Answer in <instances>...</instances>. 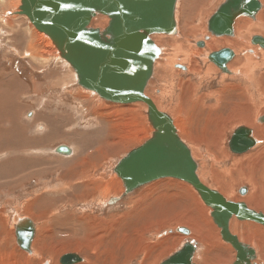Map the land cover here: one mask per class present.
<instances>
[{
  "label": "rangeland",
  "instance_id": "obj_1",
  "mask_svg": "<svg viewBox=\"0 0 264 264\" xmlns=\"http://www.w3.org/2000/svg\"><path fill=\"white\" fill-rule=\"evenodd\" d=\"M186 1L177 0V33L172 37H180L183 33L184 20L180 17H183L186 12L184 9L189 5ZM226 1L228 0H196L193 20L195 19V25L197 22V31L189 41L195 48L203 50L202 54L200 52L195 56L198 61H192L196 65L199 62V68H202L200 75L184 70L177 73L179 67L176 65H183V53L177 48L181 54L176 53L173 64L168 65L169 58L175 55V48L168 42V37L160 40V34L151 36L160 48L161 56L156 61L154 74L145 94L160 112L167 113L176 123H179L177 119H180V113L187 121L191 117L190 124L194 127L191 136H199L197 139L204 142L197 148L184 135L179 137L193 152L192 158L198 165L197 177L205 186L226 197L228 202L247 203L250 207L253 187L245 177H256L260 187L258 201L260 200L264 209V152L260 157L249 159L264 150V142L253 138L255 146L243 154H235L229 147L235 131L242 127L248 128L242 122L243 119L264 117V80L263 93L258 95V85L254 84L256 91L252 92V86L250 88L251 97L254 99L250 100L251 104L247 103L241 96L243 90L233 92L227 86H240L237 84L244 82L245 76H239L241 70L234 67L240 68L247 63L246 51L241 50L240 54L237 52L230 61V74L233 69L238 75L232 78L226 77V72L208 58L216 50L231 47L221 46L215 50L197 45L208 36L201 32L202 29L206 27L211 34L210 22ZM21 5L22 0H6L0 3V78H9L17 72L26 79L34 76L40 78L42 73H49L59 80L60 85L55 87L56 90L51 86L44 88L43 100L52 114L56 115L60 110V118L65 119V115H69L75 120L74 128L61 126L60 132L61 143L70 144L74 148V154L67 163L59 158L55 160L51 155L52 149L34 152L29 148L30 135L25 136L22 141L24 148L29 145L26 153L16 151V148L0 149V264H61L60 258L68 253L79 254L83 258L79 264H162L186 244L195 245L193 262L196 264H234L236 250L223 240L221 229L212 216L213 209L204 203L191 184L174 178H162L131 194H126L125 185L124 191L119 187L117 179L122 182L123 180L116 173L118 164L129 153L143 146L155 133L148 118L147 104H114L105 101L97 93L83 89L78 84L74 69L60 57L55 44V48H48L46 39L49 36L40 32L26 16L18 13ZM199 8L200 14L197 13ZM252 19L258 21L253 17ZM108 24V17L98 15L92 21L91 27L103 30ZM246 27V24L241 25V28ZM38 33L44 37H39ZM254 36L256 34H252L251 39ZM251 46L255 48L254 61H264V48H256L257 45L253 44ZM247 54H251V51ZM210 64L217 67L219 72L211 70ZM32 65L37 69L33 70ZM263 70L264 64L259 69L254 68V73L258 76ZM72 71L76 76H73ZM67 73L73 76L75 82L71 78L66 79L67 75L63 74ZM12 82L15 87H21V83L15 78H12ZM69 83L70 86H66ZM188 83L201 86L197 90L196 99L186 96ZM224 87H228L229 91L220 93ZM208 92H216L215 99L212 98L211 101L207 97ZM220 98H224V107L213 112L210 107H218ZM2 105L0 103V111L3 110ZM225 105H229L230 110ZM241 112L244 113L240 115ZM2 115L4 118L0 120V136L10 138L13 135L10 129L13 127V131L21 137L18 133L20 129L17 128L19 124L28 123L30 117L23 114L21 123L16 125L13 122L17 120L10 116L5 117L3 111ZM33 132L42 133L37 127ZM251 133L249 137L252 139ZM17 143L15 140L10 146L18 147ZM17 156L21 159L14 161ZM25 159L40 160L42 165L32 164L28 168L37 169L41 174L37 172L38 176L34 175V180L23 182L12 191L7 180L14 178L20 168L19 162H24ZM8 161H11L10 164L5 165ZM48 164L51 165L47 167ZM47 168L55 171V174H47ZM30 174L27 173V178ZM241 174L244 178H240ZM59 184L63 185L60 192L53 188ZM242 188H248L246 195L240 194ZM254 207L253 205L250 208ZM254 210L262 212L256 207ZM24 218L32 219L37 226L33 254L25 252L17 244L15 228ZM182 218L193 228V235L176 231L178 227L190 230V225L182 226L179 223ZM258 224L242 221L234 216L230 222V231L241 239L243 245L248 244L257 251L254 264H264V239L262 231L258 229L261 224ZM249 225L251 232L254 230L256 235L254 232L250 233ZM235 230L239 235H246L247 241L242 236L239 237ZM250 234L254 237L250 238ZM228 245L231 246L230 250Z\"/></svg>",
  "mask_w": 264,
  "mask_h": 264
},
{
  "label": "water",
  "instance_id": "obj_2",
  "mask_svg": "<svg viewBox=\"0 0 264 264\" xmlns=\"http://www.w3.org/2000/svg\"><path fill=\"white\" fill-rule=\"evenodd\" d=\"M244 0H228L220 7L210 22V31L215 36L231 34L233 19ZM247 11L255 13L258 3L247 0ZM177 0H22L19 14L26 16L40 31L48 35L65 60L75 71L78 84L88 91L97 93L107 102L129 105L144 102L148 105V118L155 129L153 138L140 149L129 153L120 161L116 173L124 182L126 194H131L148 183L175 178L185 181L198 191L203 201L213 208V218L222 229L225 242L237 251L234 264H254L257 251L243 245L229 231L233 215L239 220L253 221L264 226V215L250 210L247 204L227 202L226 199L204 186L197 175L198 165L191 152L179 138L173 118L160 112L146 96V88L154 74L156 61L161 56L160 48L151 39L156 34L175 35V4ZM108 17L109 24L103 30L92 28L98 16ZM208 36L206 37V39ZM258 37L253 44L264 48ZM205 47V43H197ZM234 52L224 48L210 54L209 58L224 72L233 59ZM264 118L262 119V121ZM245 129L233 135L230 148L235 154L246 153L251 143L243 139ZM63 156L73 154L66 144L56 148ZM248 188L240 190L246 195ZM36 224L24 218L16 225L15 233L19 247L33 254ZM179 233L189 235V229L181 227ZM196 247L186 244L178 253L162 264H195ZM83 258L68 253L60 258L61 264H79ZM49 262L45 263L48 264Z\"/></svg>",
  "mask_w": 264,
  "mask_h": 264
},
{
  "label": "bare ground",
  "instance_id": "obj_3",
  "mask_svg": "<svg viewBox=\"0 0 264 264\" xmlns=\"http://www.w3.org/2000/svg\"><path fill=\"white\" fill-rule=\"evenodd\" d=\"M6 0H0V3H4ZM188 2H189V5L188 6H186V8L187 9H184V10H186V12L185 11H183V12H185V14L183 15V14H181V15H183V17H180V18H182V20H184V27H183V33L182 34H180V37H172V35H170V36H164V34H160V40L161 39H163V38H165V37H168V42H170L171 43V45L175 48V55L173 56V57H171V58H169V63H168V65H171V64H173V62H174V60H173V58L175 59V57H176V53H180L181 54V52L183 53V55H184V60L182 61V63H183V67L186 69V71H187V73L188 72H190V74L191 73H194V74H198V75H200L201 73H202V71H200V69H202V68H199L200 67V64H198L199 62H197V65H196V62H195V64H193L192 63V61H198V59H196L195 58V56L197 55V53L198 54H200V52H201V54H202V51L199 49V48H195L194 46H192L191 44H190V41L189 40H191V38H193L192 36H194V33L197 31V22H196V25H195V19L193 20V18H194V14H195V12H196V0H187ZM186 1V2H187ZM255 1H257V3H258V7L255 9V10H258V9H260L261 7H260V5L259 4H263V8L261 9V10H259L258 12H257V14L256 13H254V14H252V15H248L247 14V12H246V10H245V7H246V4H248V1L247 0H244L243 2H242V7L240 8V9H238L237 11H235V12H233V14H235V16H234V19H233V26H232V28H231V34H229V35H227V36H215V35H213L212 33L210 34L208 31H207V28L205 27V29L203 30H201V32L205 35L206 34V36L208 35L209 37L206 39V38H204L203 40V42H205V46H207L209 49H219L221 46H229V47H231V48H229V49H231V50H233V52H234V55L238 52L239 53V51H241V50H243L244 52L246 51L247 53L249 52V51H251V54H247L246 52H245V56H246V60H247V63L246 64H242L241 66L242 67H240V68H237V67H234V68H236V70H241V72H240V74H238L239 76L241 75L242 77H243V75L245 76V79L243 80L244 82H242L241 84H237V85H240V86H233V85H227V86H229L230 88V90H243V91H241V93H242V97H243V100H245L247 103H249L250 102V100H252V99H254L253 97H251V95L252 94H250V88H251V86H252V92L255 90V88L253 87V85L254 84H257L258 86V89H259V91H258V95H260L261 93H263V88H262V81L264 80V73H263V71L262 72H260V74L258 75V76H256V74L254 73V68H257V69H259L260 68V66L262 65V64H264V61H262L261 63L259 62H255L254 60H255V58H254V53H255V50H253V49H255L254 47H252L251 45L253 44V39L255 38V37H258V39L262 42V41H264V0H255ZM182 2V1H181ZM227 2V1H226ZM177 3V2H176ZM225 3V2H224ZM206 4V3H205ZM184 5V4H183ZM186 5V4H185ZM175 6H176V4H175ZM177 7V6H176ZM181 8V7H180ZM177 10V9H176ZM175 10V11H176ZM200 10H201V8H199V11H197V13L198 14H200ZM182 11V10H181ZM249 12V11H248ZM179 13H180V11H179ZM249 13H252L251 11L249 12ZM201 17V16H200ZM252 17L254 18V19H258V21L257 22H255L253 19H252ZM176 18H178L177 17V11L175 12V19ZM203 18H205V17H203ZM200 19V18H199ZM198 20V19H197ZM204 20V19H203ZM206 20V19H205ZM199 22H200V20H198ZM199 22H198V25H199ZM200 24H202V23H200ZM242 24H246L247 25V27L246 28H241V25ZM182 25V24H181ZM31 28H33L32 26H31ZM201 29V28H200ZM200 29H198V30H200ZM43 33V32H42ZM252 34H256V36H254L253 37V39H251V37H252ZM39 37H41V38H43L44 37V35H42V34H40L39 35V33L37 34ZM162 35V36H161ZM198 37V36H197ZM47 41H48V48H50L51 49V47H54V43H53V40L49 37L48 39H46ZM193 40V39H192ZM199 43V42H198ZM264 43V42H263ZM194 45V44H193ZM253 45H257V44H253ZM259 45V44H258ZM55 48V47H54ZM179 49L181 52H179V51H177L176 49ZM206 48V47H205ZM207 48V49H208ZM247 49H248V51H247ZM218 51H220V50H218ZM217 50L215 51V52H218ZM237 53V54H238ZM242 53V52H241ZM204 54V53H203ZM210 54V53H209ZM240 54V53H239ZM34 55V57H36V55L35 54H33ZM207 55V54H206ZM178 56H179V54H178ZM210 56V55H209ZM249 56V57H248ZM209 58V57H208ZM233 59H234V57H233ZM232 59V60H233ZM209 60H210V58H209ZM177 61V60H176ZM200 61V60H199ZM240 61V60H239ZM243 61V60H242ZM163 63V62H162ZM211 63V62H210ZM160 64V63H159ZM161 65V64H160ZM178 65V64H177ZM193 65L194 66H196V67H193ZM211 66H210V69L211 70H213V71H215V73L216 72H219V70H218V68L217 67H215L213 64H210ZM228 66H227V70H228V72H226V77H227V74H230V70H229V66L231 65V62H229L228 64H227ZM33 66V65H32ZM235 66V65H234ZM34 67V66H33ZM172 68V67H171ZM208 68V67H207ZM206 68V69H207ZM36 68L34 67V70H35ZM205 69V68H204ZM204 69H203V71H204ZM221 69V68H220ZM230 69H231V67H230ZM222 70V69H221ZM232 71H233V73H231L232 74V78H234L235 76H238V75H236L235 74V71L233 70V69H231ZM180 71H182V70H179V69H177V73H180ZM39 72V71H38ZM73 72V71H72ZM159 72V71H158ZM184 72V71H183ZM185 73V72H184ZM75 75V73L73 72V76ZM72 76V77H73ZM76 76V75H75ZM199 77V76H198ZM236 80V79H235ZM234 80V81H235ZM190 81V80H189ZM203 82V81H202ZM191 83V82H190ZM65 84V83H64ZM185 85V84H184ZM242 85V86H241ZM243 85H244V87L245 88H243ZM187 87H189V89H188V92L186 93V96H190L191 98H193L194 99V97L198 94V92H197V90H198V88H201V86H197V85H195V83L194 84H189L188 83V85H187ZM84 89V88H83ZM82 89V90H83ZM227 90H228V87H224V88H222V90H221V92L220 93H224V92H227ZM229 91V90H228ZM232 91H230V92H232ZM256 91V90H255ZM81 92V91H80ZM234 92V91H233ZM165 93V92H164ZM255 93V92H254ZM225 94V93H224ZM230 94V93H229ZM91 96V95H90ZM215 96H216V92H208L207 93V97L208 98H210V100L212 101V98H214L215 99ZM224 96V95H223ZM226 96V95H225ZM236 96H238V94H236ZM255 96V95H254ZM5 97V96H4ZM200 97V96H199ZM203 97V96H202ZM239 97V96H238ZM260 97V96H259ZM258 97V98H259ZM187 98V97H186ZM217 98V97H216ZM230 98V97H229ZM240 98V97H239ZM195 99H196V97H195ZM223 99L224 98H220L219 100V106L218 107H210L212 110H213V112H214V110H219V108L221 109L222 107H224V105H222L223 104ZM262 99V98H261ZM201 100V99H200ZM103 101V100H102ZM193 101V100H192ZM197 101V100H196ZM253 101V100H252ZM153 102V101H152ZM203 102H204V100H203ZM218 102V101H217ZM144 103V102H143ZM196 104H197V102H195ZM198 103H199V101H198ZM3 104V103H2ZM147 104V103H146ZM194 104V103H193ZM200 104V103H199ZM201 104H202V102H201ZM217 104V103H216ZM249 104H251V102L249 103ZM206 105H208V104H206ZM237 105V104H236ZM235 105V106H236ZM148 106V105H147ZM198 106V105H197ZM226 106V105H225ZM230 106L229 105H227L226 106V108L227 109H229L230 110V108H229ZM233 107V106H232ZM239 106L237 105L236 106V108H238ZM254 107V106H253ZM194 108H196V106H194ZM235 108V109H236ZM242 109V108H241ZM251 109V108H250ZM159 110V109H158ZM232 110V112H233V108L231 109ZM255 110H256V108H255ZM254 110V111H255ZM181 111V110H180ZM180 111H178V112H180ZM210 111V110H209ZM222 112V111H221ZM257 112V111H256ZM220 113V112H219ZM239 113V112H238ZM242 113H244V112H241V114L240 115H242ZM206 114V113H205ZM247 114V113H246ZM243 115H245V114H243ZM257 116V115H256ZM180 119H177L178 121H179V123H176V121L175 120H173V124H174V127L176 128V130H177V134H178V136H180V137H182L183 135L185 136V137H187V139L190 141V142H192V143H194V144H196L195 146L197 147V148H200L201 146H200V143L201 142H204L203 140L200 142L197 138H194V137H192L191 135L194 133V127L190 124L191 123V117H190V119L187 121V119L186 118H184L183 117V115L180 113L179 114V116H178ZM233 117V116H232ZM240 117V116H239ZM264 118V117H263ZM263 118H260V117H255L254 119H249V120H246V119H243L242 120V122L243 123H246V126H248V128H243L242 127V129H245V131H246V133H245V135L243 136V139L244 140H246V141H248L249 143H251V145H252V147L253 146H255V141H254V139L256 140V141H258V142H264V120L262 121V119ZM16 122V121H15ZM242 123V124H243ZM240 129V128H239ZM238 130V129H237ZM237 130L235 131V133L237 132ZM251 130H252V133H251ZM234 133V134H235ZM250 133L252 134L251 136H253L252 137V139L249 137L250 136ZM182 135V136H181ZM18 136V135H17ZM215 136V135H214ZM9 137H10V135H9ZM179 137V138H180ZM233 137V136H232ZM153 138V137H152ZM151 138V139H152ZM254 138V139H253ZM150 139V140H151ZM210 139V138H209ZM232 139V138H231ZM218 140V142H219V139H217ZM149 141V140H148ZM217 142V143H218ZM230 143H231V141H230ZM146 143H144V145H145ZM184 144H185V141H184ZM212 144H213V142H212ZM216 144V143H215ZM143 145V146H144ZM186 145V144H185ZM142 147V146H141ZM141 147H139L138 149H140ZM186 147H188L187 145H186ZM229 147H230V145H229ZM251 147V148H252ZM250 148V149H251ZM189 149V148H188ZM231 149V148H230ZM249 149V150H250ZM137 150V149H136ZM248 150V151H249ZM232 151V150H231ZM247 151V152H248ZM190 152H191V150H190ZM264 152V150L263 151H261L259 154H257L256 156L254 155H252L253 157H251V158H249L250 160L251 159H253V158H257V157H260L261 155H262V153ZM213 153V152H212ZM192 154H193V152H191V158H192ZM196 154V153H195ZM197 154L199 155L200 154V152H199V150H197ZM193 159V158H192ZM259 160H261V159H259ZM194 161V160H193ZM34 171V174L35 173H37V171L35 170V169H31V171ZM33 174L31 173L28 177H31ZM3 177V176H2ZM240 178H244L243 176H242V174L240 175ZM256 178V177H255ZM253 176H246L245 177V179L246 180H249V182L251 183V185H252V187H253V195H252V198H251V203H252V206L254 205L260 212L262 211H264V209H263V205L261 206L260 204H261V202H260V200L258 201V199H259V197H260V187H259V185H258V183H257V181H256V179H255ZM175 179V178H174ZM118 180V184H119V187H121V189L124 191V183L120 180V179H117ZM158 180H160V179H158ZM179 180V179H178ZM198 180H199V178H198ZM154 181H156V180H154ZM154 181H152V182H154ZM200 181V180H199ZM201 182V181H200ZM151 183V182H150ZM202 183V182H201ZM149 184V183H148ZM203 184V183H202ZM204 185V184H203ZM156 186V185H155ZM205 186V185H204ZM2 186H0V188H1ZM66 187H67V185H66ZM194 187V186H193ZM195 188V187H194ZM209 188V187H208ZM217 192V191H216ZM218 193V192H217ZM218 194H220V193H218ZM221 195V194H220ZM230 197V196H229ZM226 198V197H225ZM239 199V198H238ZM237 199V200H238ZM203 200V199H202ZM250 200V199H249ZM227 201V200H226ZM165 202V201H164ZM201 202V201H200ZM228 202V201H227ZM248 202H250V201H248ZM260 202V203H259ZM205 203V202H204ZM233 203H237V202H233ZM240 203H242V202H240ZM251 203H250V205H251ZM34 204V203H33ZM244 204H247V203H244ZM31 206V205H30ZM252 206H250L251 208H252ZM250 207H248L250 210H252V211H254V212H256V213H258V214H263L262 212L261 213H259L257 210H254V208L253 209H251ZM213 209V208H212ZM213 211H214V209H213ZM53 213V212H52ZM164 215V214H163ZM264 215V214H263ZM236 217V215H233L232 217H231V219L233 218V217ZM151 217V216H150ZM185 218V217H184ZM178 219H180V218H178ZM231 219H230V222H231ZM187 220V219H186ZM215 220V219H214ZM242 221H244V220H242ZM216 222V221H215ZM179 223H181V225L182 226H188V225H190V224H188L187 223V221H185L183 218L181 219V220H179ZM217 223V222H216ZM188 224V225H187ZM237 224H238V222H237ZM237 224H235V226L237 225ZM218 225V224H217ZM252 225V224H251ZM193 226V225H192ZM219 226V225H218ZM258 226H259V224H258ZM262 226V225H261ZM258 227V229L259 230H261L262 231V233H263V239H264V231H263V229H264V226H263V228L262 227ZM190 227V234H194L193 233V228H191V225L189 226ZM234 227V226H233ZM240 227V226H239ZM245 227V226H244ZM248 227H250V225L248 226ZM179 228H181V227H178L177 229H176V231L179 229ZM184 228H186V227H184ZM220 228V227H219ZM235 228H237V227H235ZM221 229V228H220ZM237 230V229H236ZM234 231V232H237V231ZM249 230H250V233H252V234H254L255 232H254V230H253V232H251L252 231V229H251V227L249 228ZM229 231H230V223H229ZM256 231V230H255ZM178 232V231H177ZM257 232V231H256ZM196 233V232H195ZM230 233H231V231H230ZM261 233V232H260ZM232 234V233H231ZM258 234H259V231H258ZM257 234V235H258ZM197 235V234H196ZM207 235H208V233H207ZM220 235V234H219ZM221 235H222V229H221ZM233 236H236V235H234V234H232ZM237 235L240 237V236H242L243 238H244V240H245V242L247 241L246 240V238H245V236L246 235H239L238 234V232H237ZM255 235H256V233H255ZM260 235H262V234H260ZM254 236H252L251 234H250V238H253ZM222 238H223V236H222ZM239 240V242L240 243H243L242 241H241V239L239 238L238 239ZM231 245V244H230ZM230 245H228L227 246V248H229V247H231ZM233 247V246H232ZM234 248V247H233ZM235 249V248H234ZM50 250V249H49ZM52 250V249H51ZM229 250H230V248H229ZM50 252V251H49ZM53 252V251H52ZM237 252V251H236ZM52 254V253H51ZM236 258H237V256H236Z\"/></svg>",
  "mask_w": 264,
  "mask_h": 264
},
{
  "label": "crops",
  "instance_id": "obj_4",
  "mask_svg": "<svg viewBox=\"0 0 264 264\" xmlns=\"http://www.w3.org/2000/svg\"><path fill=\"white\" fill-rule=\"evenodd\" d=\"M259 5L261 8L255 12L256 14L259 10L263 8V4H259ZM247 6L248 4H246L245 10L247 9ZM246 12L249 13L247 10ZM249 14H253V13H249ZM176 66L178 67V65ZM13 75L14 76L11 75L9 78H4V77L0 78V92H1L0 103H3L2 105L3 110L0 111L1 113L0 120L4 118V115H2V111L5 114V117L10 116L11 119L17 120L16 122H13V124H16L18 122L21 123L22 115L25 114V116L27 115L28 117H30L28 123H31V125L29 126L28 123L24 125L19 124L17 130L20 129L18 133L22 135L21 137L17 136L16 132L13 131V127L10 129V132H13V135L10 138H5L3 136H0V149L12 150L16 148V151L19 152L22 151L23 153H26L29 145H26L24 148V146L22 145V141L25 136L30 135L29 148L32 149V151L36 152L38 150H43V149L44 151L45 149L46 150L52 149L51 155L55 157V160L59 158L68 163L70 161L69 157L71 155L70 156L59 155L56 153V148L61 144H66V143H61V139H60L61 126L66 125V127L68 128H74L75 120L73 121V118H71L69 115H65V119L60 118L59 105L57 106V110H59V112L56 113L57 116L52 114L50 112L51 110H49L48 107H45V102L43 100V93H42L44 88L48 86H51L53 89L56 90L55 87H58V84L60 85L59 80L53 78V76L49 73L46 74L42 73L40 78H36V76H34L31 79H26L21 77L19 72ZM63 75H67L66 79L71 78L73 82H75L72 76H70L68 73ZM12 78H15L18 82H20L21 87H15V84L12 82ZM66 86H70V83ZM11 109L13 110L11 111ZM29 114L32 115L29 116ZM35 127H37V129L42 133L37 134L36 132H33ZM15 140H17L18 142L17 143L18 147L10 146V144H12ZM69 145L70 144H67V146ZM69 147H71V145ZM71 148L73 149V154H74V148L73 147ZM20 159L21 157L17 156L16 158H14V161ZM10 162L11 161L6 162L5 165L10 164ZM19 164H20V168L16 172L14 178L7 180V182H9V186L12 191L19 188L21 186V183L34 180L36 178L34 175L37 174L38 176L39 172L37 171V169L35 170L38 173L34 174V171H31V168H28L29 165L32 164L42 165L43 163L38 159H31V160L25 159L24 162H19ZM49 165L51 164H48L47 167H49ZM47 169L49 172L47 174H55V171H52L49 168ZM27 173H32L33 175L27 178ZM62 186L63 185L59 184V186L57 185L53 188L55 191L60 192V187Z\"/></svg>",
  "mask_w": 264,
  "mask_h": 264
},
{
  "label": "flooded vegetation",
  "instance_id": "obj_5",
  "mask_svg": "<svg viewBox=\"0 0 264 264\" xmlns=\"http://www.w3.org/2000/svg\"><path fill=\"white\" fill-rule=\"evenodd\" d=\"M249 14V13H248ZM254 14V13H253ZM249 15H252V14H249ZM205 43V42H204ZM256 48H259V46L257 45V46H255ZM228 66V65H227ZM178 67H179V70H184V71H186V69L183 67V65L182 64H178ZM187 72V71H186ZM227 77H232V74H227Z\"/></svg>",
  "mask_w": 264,
  "mask_h": 264
}]
</instances>
